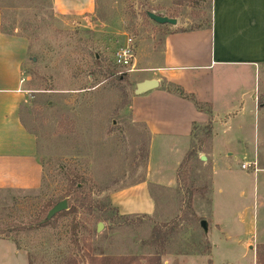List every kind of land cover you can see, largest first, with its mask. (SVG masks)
Returning <instances> with one entry per match:
<instances>
[{
  "label": "rangeland",
  "instance_id": "rangeland-1",
  "mask_svg": "<svg viewBox=\"0 0 264 264\" xmlns=\"http://www.w3.org/2000/svg\"><path fill=\"white\" fill-rule=\"evenodd\" d=\"M56 3L0 0L1 31L29 45L22 116L37 138L44 169L39 189L0 191V238L13 241L28 264H56L63 257L77 264H108L113 255L136 256L134 264H151L155 246L146 242L158 226L169 232L162 264H260L253 257L243 259L242 246L216 230L221 225L241 232L238 212L250 205L255 181L241 172L243 156L232 159L239 170L220 167L213 178L207 160L197 158L206 155L211 140L204 128L196 127L189 148L175 156L181 159L177 170H165L168 179L156 187L153 216L125 215L115 204V195L145 180L151 168L147 127L133 123L131 112L141 80L138 71L161 52L166 33L208 27L213 0H92L90 13L72 16L57 14ZM146 11L178 24L158 25ZM129 38L135 45V72L118 67L114 59ZM256 85L264 99V69ZM260 122L264 132L262 114L257 127ZM192 151L196 154L189 158ZM73 176L83 181L80 191L70 193L68 179ZM63 196L67 211L75 208L78 213L60 216L46 228H32L46 204ZM99 223L104 227L97 232ZM2 251L6 253L0 249V255Z\"/></svg>",
  "mask_w": 264,
  "mask_h": 264
},
{
  "label": "crops",
  "instance_id": "crops-1",
  "mask_svg": "<svg viewBox=\"0 0 264 264\" xmlns=\"http://www.w3.org/2000/svg\"><path fill=\"white\" fill-rule=\"evenodd\" d=\"M91 1L57 0L55 12L63 16L88 14L93 8ZM28 50L26 39L1 31L0 18V191L37 190L44 176L37 138L22 116L27 101L23 66ZM160 51L153 55L152 63L138 71L139 82L157 80L159 88L131 101L133 123L145 125L149 133L150 173L115 195V204L125 215L153 216L157 212L156 187L164 186L168 179L165 170H177L181 159L175 156L189 148L194 124L212 122L208 151L205 156L200 153L199 159L207 160L213 178L220 167L239 170L232 159L243 156L242 164H258L257 171H241L255 181L250 205L238 212L241 232L216 226L227 240L242 246L243 259L253 257L256 261L258 247L264 245V132L262 122L256 126L261 114L264 118V99L256 85L264 69V0H213L210 27L166 33ZM157 57L162 62L156 63ZM170 84L209 105L211 113L201 112L193 102L169 92ZM240 193L246 195L243 189ZM0 249L6 251L0 255L2 264H8L5 259L28 264L13 241L0 238Z\"/></svg>",
  "mask_w": 264,
  "mask_h": 264
},
{
  "label": "trees",
  "instance_id": "trees-1",
  "mask_svg": "<svg viewBox=\"0 0 264 264\" xmlns=\"http://www.w3.org/2000/svg\"><path fill=\"white\" fill-rule=\"evenodd\" d=\"M145 13H147V11ZM210 26H211V24L208 27H210ZM201 28H203V27H198V28L191 29V30L179 29L178 32H187V31L199 30ZM95 59H97L96 56H95ZM167 90L169 92L175 94V95H178L182 99L193 102L196 105L197 109H199V111L211 113L209 105L199 103L194 95L187 94L182 87L170 84L168 86ZM196 127H197V129H203L204 128L203 130H205V132H207V139H211V137L213 136L212 122H209L205 126H199L195 123L194 127H193V133H194V130ZM198 153H199V151L197 149V155H198ZM195 154H196V151H192L189 155V158H191ZM197 158H199V157H197ZM82 181H83V179H81L78 176H73V177L69 178L68 184H69V187L71 190L70 193H72V191H80L81 190L80 186H82ZM66 198H67V196L59 197L56 200L51 201L48 204H46L43 211H41V215H39L38 218L34 220L35 224L32 223L33 224L32 228H46V226L54 224L56 222L57 218L60 216H65L67 214H70V215L71 214L72 215L77 214L78 210L75 208H72L69 211H66V212L64 211V212L59 213L58 215H56L55 217H53L50 220L48 219V214L51 211V209H53L57 204L61 203L62 201H65ZM83 201H84L83 204H85V202H88L87 198H84ZM106 206L111 207L110 205H106ZM116 212L117 211L114 209L110 213H116ZM112 219L113 218H111V220ZM72 227L75 230V232H78V229H79L78 223H75ZM168 235H169V232H167V231L163 232L161 227L155 226L151 240H148L146 242L147 244H149L151 242L152 244H154L153 246H155L154 256L150 258L151 264H162L163 256L165 254V247H166L167 242H168ZM137 260H139V258L136 256H123V255H120V256L113 255L112 258L107 259L108 264H134V261H137ZM57 261H56V264H77V261L75 259H71V258L67 259L66 257H63L61 260H59V262H57ZM257 262H259L260 264H264V245H261L259 247V251L257 254Z\"/></svg>",
  "mask_w": 264,
  "mask_h": 264
},
{
  "label": "water",
  "instance_id": "water-1",
  "mask_svg": "<svg viewBox=\"0 0 264 264\" xmlns=\"http://www.w3.org/2000/svg\"><path fill=\"white\" fill-rule=\"evenodd\" d=\"M148 18L155 22L158 25H173L176 26L178 21L176 19L169 18L167 16L158 15L156 13L148 11L147 13ZM160 83L157 80H145L143 82L137 83L135 88V95L142 96L150 91L158 89ZM202 161H205V157H201ZM67 201H62L61 203L57 204L48 214V219H52L56 215L61 212L67 211L68 205ZM202 228L204 229L205 233H208L209 227L207 221L203 220L201 222ZM104 225L102 223L98 224L97 232H100L103 229Z\"/></svg>",
  "mask_w": 264,
  "mask_h": 264
},
{
  "label": "built area",
  "instance_id": "built-area-1",
  "mask_svg": "<svg viewBox=\"0 0 264 264\" xmlns=\"http://www.w3.org/2000/svg\"><path fill=\"white\" fill-rule=\"evenodd\" d=\"M115 64L123 69H128L130 72H135V45L133 38H129L125 45L118 49L114 56ZM242 170L244 171H257L258 164L257 162H245L241 165Z\"/></svg>",
  "mask_w": 264,
  "mask_h": 264
}]
</instances>
